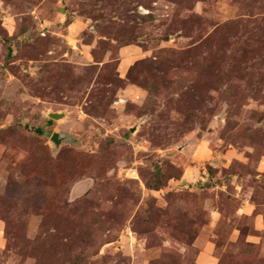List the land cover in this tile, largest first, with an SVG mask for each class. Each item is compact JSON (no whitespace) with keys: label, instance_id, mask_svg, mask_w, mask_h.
<instances>
[{"label":"rangeland","instance_id":"rangeland-1","mask_svg":"<svg viewBox=\"0 0 264 264\" xmlns=\"http://www.w3.org/2000/svg\"><path fill=\"white\" fill-rule=\"evenodd\" d=\"M0 264H264V0H0Z\"/></svg>","mask_w":264,"mask_h":264},{"label":"water","instance_id":"water-1","mask_svg":"<svg viewBox=\"0 0 264 264\" xmlns=\"http://www.w3.org/2000/svg\"><path fill=\"white\" fill-rule=\"evenodd\" d=\"M50 116L52 117V118H58V117H60L61 115L59 114V113H50ZM53 140L58 144V143H60L61 142V138H60V136H59V133H55L54 134V136H53Z\"/></svg>","mask_w":264,"mask_h":264}]
</instances>
